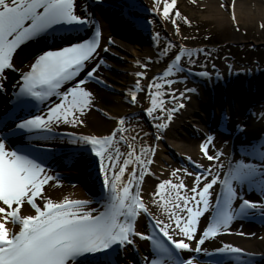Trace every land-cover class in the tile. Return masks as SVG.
Returning a JSON list of instances; mask_svg holds the SVG:
<instances>
[{
  "label": "snow or ice",
  "instance_id": "snow-or-ice-1",
  "mask_svg": "<svg viewBox=\"0 0 264 264\" xmlns=\"http://www.w3.org/2000/svg\"><path fill=\"white\" fill-rule=\"evenodd\" d=\"M86 2L0 0V94L6 92L4 82L8 75L19 71L12 106L0 113V264H85L89 257L95 264H111L110 250L116 246L135 247L137 237L151 240L165 257V260L158 261L149 252L142 264H194L193 253L228 258L242 254L240 248L228 243L219 245L215 253L205 245L226 234L235 219L246 217L257 209L264 215V151L250 153L253 158L248 162L241 160L233 164L229 159V167L225 168L224 153L217 147L218 134L229 138L237 132L247 135L243 122L232 123L231 132L219 133L213 127L210 133H201L200 153L209 165L195 164L194 173L184 168V176L192 181L187 189L184 179L178 176L180 169H177L171 173L176 183L164 180L153 190L149 198L164 215L163 219L153 216L141 198V184L146 176L153 175L149 169L154 149L141 146L137 155L136 143L140 133L126 128L125 119H120L118 126L108 134L75 131L88 127L87 115L95 103L93 91L88 90V86L92 81L102 83L97 79L98 65L104 64L101 56L109 51L101 43L100 29L95 27L98 21L83 7ZM92 2L102 5L105 0ZM130 3L134 5L135 0ZM77 8L83 12V17ZM175 8L176 0H171L162 12L163 19L171 20L174 26L176 18L183 19L178 11L170 12ZM153 13L156 16L161 14L160 0H155ZM81 26L93 27L95 39L69 42L52 49L45 44L31 53L29 68H21L18 61L26 51L23 45L33 47L35 45L28 42L48 37L60 28ZM155 39L159 40L158 33ZM104 42L113 43L106 37ZM174 47L170 43L164 49V55L171 53V63L162 74L152 78L145 89L140 84V80L146 78L145 73H136L135 91L130 93V103L133 104L137 103L138 92L147 91L149 97H155L143 114L153 121H163L154 124L157 132L153 137L156 140L162 138L175 115L186 107L184 102L176 104L175 101H184L186 97L190 101L189 94L198 95L196 88H187L179 95L168 92L166 95L171 97L168 103L173 106L165 110L162 107L164 102H157L162 96V85L158 81L166 80L163 86L171 88L173 84L188 82L187 79H175L179 74L212 79L207 71H193L199 53L208 55L206 49L191 53L180 46L173 52ZM200 66L207 67L206 64ZM53 97L56 98L54 101ZM158 110L164 115H158ZM229 120L227 111L222 108L215 124L226 129ZM124 133L136 135L125 136ZM17 138L27 143L23 147L16 146ZM50 142L77 146L68 151L70 164L91 158L97 165L103 202L66 199L55 203L45 197V186L61 179L44 167L56 155L55 144ZM121 145L125 146V151H121ZM89 172L91 174V169ZM254 183L262 196L258 202L245 198L242 187ZM166 187L175 192L173 197L164 195ZM237 199L240 200L238 210L233 207ZM41 200L45 201L42 206L39 204ZM93 203H99L100 207L90 208ZM32 210L34 214H29ZM140 216L143 219L137 226V217ZM149 227L163 240L145 234ZM216 264H226V261H216Z\"/></svg>",
  "mask_w": 264,
  "mask_h": 264
},
{
  "label": "bare ground",
  "instance_id": "bare-ground-1",
  "mask_svg": "<svg viewBox=\"0 0 264 264\" xmlns=\"http://www.w3.org/2000/svg\"><path fill=\"white\" fill-rule=\"evenodd\" d=\"M161 2L164 4V2L168 3L171 0H162ZM121 3H123V6L119 10L106 9L104 12H100L98 8H89V12H93L102 21L104 35L112 40L113 43L111 45L105 43L109 48V52L105 54V62L103 65H99L97 71V78L106 87L103 88L90 82L88 90L93 91L95 103L92 111L87 115L88 127L75 131L77 133L108 134L114 127L118 126L119 119L126 116L125 127L136 129L140 133L136 143L137 155L141 146L152 148L155 145L153 163L149 169L153 175L145 177L144 182L140 186V191L145 204L149 206V211L153 216L163 219L164 215L149 197L153 190L157 189L158 184L164 180L170 179L173 183H176L177 180L171 173L177 169H180L178 176L184 179L186 189L191 184V178L184 176V167H181L175 161L176 159L182 158L185 165L189 163V159L195 160V164L209 165V162L203 159L199 145L201 143V133L208 134L213 127H218L215 124L218 118L207 116V111L211 113L213 110H210V108H215L213 115L216 116L221 114L222 108L225 109L230 117L228 125L231 126L232 123L243 122L247 128V135H241L237 132L235 140L223 134L217 135V147L224 153L222 161L225 166L230 157L233 158V164L241 160L248 162L253 158L250 153L254 154L264 151V138L262 137L264 135V119L261 118L264 117V64L256 62L252 65H241L239 62L240 64L237 65L233 60H222L227 53V49L225 45L220 49L218 48L217 53L222 55L221 60L224 61L222 65L210 73L211 80L193 77L198 81V95H191V100L185 102V109L175 115L171 125L162 133V138L156 140L153 137V133L157 132L154 124L163 123V121H149V118L144 117L141 120L142 122L136 121L135 123V120L130 116L137 107L139 108V104L148 107L151 104L152 97H148L147 91L139 92L137 93V103L131 105L130 93L135 91L136 73H145L146 78L140 80V84L142 88L147 89L151 79L165 70L166 65L163 66L162 63L163 59L169 54L167 56L163 55L164 53L161 54L160 47L164 44L160 43L157 45L155 37L157 33L160 34L159 26L155 22V26L148 23L150 21L146 9L148 7L149 12H152L154 1L135 0L133 5L130 0H122ZM178 5L179 2L176 1L175 11H178L180 16H183L184 11ZM124 7L127 12L122 15L121 12ZM187 7L191 11L190 18L194 22L207 25L209 29L216 31L218 35H221L219 40L227 38L228 34L231 33L230 28L233 27V32L231 33V40L233 41L231 42L239 44L252 40L256 43H264V0H187ZM131 8L135 9L132 11L130 10ZM199 13H202V15L199 16ZM233 16L235 19H233ZM28 44H34L35 46H22L26 51L20 56L18 62L23 70H27L32 62L31 53L43 48L46 43L38 40ZM46 45L49 49L63 46L56 44ZM182 46L185 47L184 44ZM158 51H160V56L157 54ZM147 58L151 60V63L146 61ZM141 65L145 67H141ZM217 76L220 78L217 79ZM17 77L14 73L8 75V85L10 81L16 83ZM110 89H114L116 92H112ZM170 99L163 101L162 107L165 110L173 106L168 103ZM5 102V99L1 97L0 106H3ZM157 102L160 104V101ZM197 109H200V112ZM247 110L250 112L247 113ZM141 115L139 117L143 116ZM158 115H164V113L158 110ZM65 130L70 131L71 129ZM144 133H148V135L145 136ZM124 135H136V133H124ZM17 142L20 141L17 140ZM35 143L39 144L40 142ZM50 143L55 144V146L67 144L65 142ZM171 146H173L174 150L171 149ZM120 148L121 151H125L124 145H121ZM59 157L60 155L56 152V155L52 158V163L58 165V169H56L58 172L69 175L71 183L69 184L67 179L49 182V185L44 188L46 198L59 203L66 199H91L95 193H98V186L101 181L99 178L96 180L91 179L93 172L90 174V172L86 171V163L88 162L86 158L84 162L77 161L71 163L70 166H66L68 164L61 162ZM67 159L69 161V157ZM189 165L191 164L189 163ZM186 168L189 172H192L190 167ZM127 177L128 173L126 171L125 179ZM82 183L89 188L87 193L81 186ZM242 187L246 194L245 198H250L253 201L262 199L260 189L255 187V183L253 185L245 184ZM163 191L166 197L170 198L175 195V192L170 191L168 187ZM44 202V200H41L39 202L40 206ZM164 203H167V201H164ZM169 207L171 206L169 205ZM233 207L238 210L239 204L234 202ZM22 214H24L23 209ZM29 214H34V210ZM254 214L264 217V215L260 214L259 209ZM249 225L237 218L233 221L226 234L206 242L205 247L209 251H216L219 245L228 243L244 252V254L233 258L230 263L227 262L226 264H264V226ZM137 226H139V223ZM136 241L135 245L139 249V255L132 253V257L126 260L128 264H140L144 258L147 249L146 242L139 240L138 237ZM128 250L129 252L119 256L121 263H124V258L130 255L132 247ZM194 264L199 263L194 260Z\"/></svg>",
  "mask_w": 264,
  "mask_h": 264
},
{
  "label": "rangeland",
  "instance_id": "rangeland-1",
  "mask_svg": "<svg viewBox=\"0 0 264 264\" xmlns=\"http://www.w3.org/2000/svg\"><path fill=\"white\" fill-rule=\"evenodd\" d=\"M176 1L179 2L178 6L184 12L182 11L183 16H181L183 19L176 18L177 24L175 26L172 24L171 20L163 19L162 12H163V7L166 4L165 2L164 4H160L161 14L159 16L154 15L153 4H152V12H148L149 21L151 22V25L153 24V26H155L154 25L155 22L157 26H159L160 28L159 31L160 36H159V40L157 41V45H159L160 43L164 44L161 45L160 47L162 51L161 54L164 53V49H166L170 43L175 45V47L172 49L173 52L178 51L180 46L184 44L185 47L184 46L183 47L191 53H198L199 49H206L208 51V55L206 56L202 53H199V58L195 68L201 69L202 67L200 65L206 64L207 67L203 69L211 70L212 67L222 65V63L224 62L222 60H226V61L233 60L235 63H237V65L240 63L241 65L243 64L252 65L253 63L256 62L264 64V43H256L252 40L239 44H235L231 42L233 41L231 40V33L233 32L232 31L233 27L230 28L231 33L228 34L227 38H225L224 40L222 39L219 40L221 35H218L216 31L209 29L207 25H203L201 23L199 24L196 21L194 22L192 18H190L191 11H189V8L187 7V0H176ZM170 12L174 13L176 11L175 9H173L170 10ZM198 15L201 16L202 13H199ZM176 28H178V32L176 31ZM224 45L228 51L226 50L227 53L225 57L221 60L222 55L217 53V49L218 48L220 49ZM157 54L158 56H160L161 55L160 51H158ZM170 57H171V53H169V55L163 59V63H162L163 66L167 64ZM194 58L196 57L194 56ZM158 83L162 85L161 87L162 96L159 99L163 100L164 97L165 98L167 97L166 93L171 92L170 90L173 89V86L171 88L164 87L163 85L166 84V80L165 81L160 80L158 81ZM192 85L193 83L187 84V87H191ZM110 90L112 92H116L114 89H110ZM171 149L174 150L173 146H171Z\"/></svg>",
  "mask_w": 264,
  "mask_h": 264
}]
</instances>
